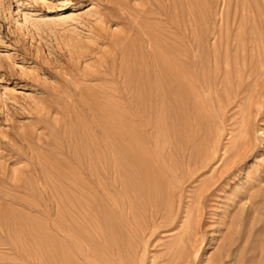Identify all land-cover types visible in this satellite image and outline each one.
I'll list each match as a JSON object with an SVG mask.
<instances>
[{"label": "rangeland", "instance_id": "1", "mask_svg": "<svg viewBox=\"0 0 264 264\" xmlns=\"http://www.w3.org/2000/svg\"><path fill=\"white\" fill-rule=\"evenodd\" d=\"M0 264H264V0H0Z\"/></svg>", "mask_w": 264, "mask_h": 264}, {"label": "bare ground", "instance_id": "2", "mask_svg": "<svg viewBox=\"0 0 264 264\" xmlns=\"http://www.w3.org/2000/svg\"><path fill=\"white\" fill-rule=\"evenodd\" d=\"M173 47H174V45H173ZM203 48V47H202ZM175 49V48H174ZM179 49V48H178ZM170 50V49H169ZM173 52H171V53H174L175 52V50H172ZM177 51V50H176ZM188 52V51H187ZM202 52V51H201ZM170 53V54H171ZM176 53V52H175ZM189 53V52H188ZM178 58V57H177ZM179 59V58H178ZM180 61V60H179ZM181 62V61H180ZM167 64V63H166ZM178 64H181V63H179L178 62ZM183 64V63H182ZM186 64V63H185ZM185 66V65H184ZM177 68V67H176ZM181 68H182V66H181ZM262 69V68H261ZM185 71V70H184ZM167 77V76H166ZM168 82H169V80H168ZM186 83V82H185ZM168 85V84H167ZM183 88V87H182ZM172 92V91H171ZM189 96V95H188ZM171 103V102H170ZM184 105V104H183ZM172 107H170V109H171ZM173 111V110H172ZM113 112V111H112ZM174 113H175V111H174ZM177 113H180V111L179 112H177ZM249 115V114H248ZM170 116V115H169ZM172 116V115H171ZM183 116V115H182ZM180 118V117H179ZM174 121V120H173ZM117 123H119V122H117ZM116 123V124H117ZM103 124V123H102ZM115 126V125H114ZM117 126V125H116ZM248 127V126H247ZM173 128V127H172ZM120 130V129H119ZM173 130V129H172ZM244 131V130H243ZM111 132V131H110ZM109 132V133H110ZM114 132H117L116 130L114 131ZM120 132V131H119ZM118 132V133H119ZM107 133V132H106ZM112 133V132H111ZM174 133V132H173ZM243 133V134H242ZM241 134H242V136H240L241 137V139H240V141H239V146H238V149L239 148H242V149H244L245 151H247L248 150V147H249V134H248V132H247V129H245V131L244 132H242ZM114 135V134H113ZM112 135V136H113ZM121 135V134H120ZM119 135V136H120ZM107 136V135H106ZM114 136H116V135H114ZM176 139V138H175ZM239 139V138H238ZM237 141V140H236ZM252 145V144H251ZM97 149V148H96ZM235 149H236V146H235ZM100 151H101V149H99ZM96 151V150H95ZM243 151V150H242ZM97 155V154H96ZM98 155H99V153H98ZM103 155V154H102ZM242 156V155H241ZM101 158V157H100ZM101 160V159H100ZM104 162H105V159H104ZM102 163V162H101ZM70 202V201H69ZM189 227V226H188ZM68 229V228H67ZM66 243L67 242H65V245H66ZM61 244V243H60ZM69 245V244H68ZM60 246V245H59ZM59 248V247H58ZM68 249V248H67ZM57 250V249H56ZM61 250V249H60ZM197 250H198V248H197ZM62 251V250H61ZM58 254V253H57ZM54 256V255H53ZM71 257V256H70ZM64 260V259H63Z\"/></svg>", "mask_w": 264, "mask_h": 264}]
</instances>
